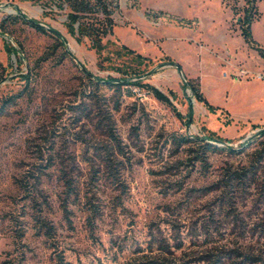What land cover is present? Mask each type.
Returning a JSON list of instances; mask_svg holds the SVG:
<instances>
[{
  "label": "rangeland",
  "instance_id": "374dc122",
  "mask_svg": "<svg viewBox=\"0 0 264 264\" xmlns=\"http://www.w3.org/2000/svg\"><path fill=\"white\" fill-rule=\"evenodd\" d=\"M113 1L107 48L148 56L139 79L167 102L137 84H91L86 71L102 80L121 71L100 68L57 0H0V264H206L202 256L229 250L264 259V184L223 185L250 158L241 142L264 128L234 116L227 99V60L234 71L260 62L240 32L247 3ZM18 14L60 33L63 46ZM106 102L118 105L111 127ZM212 132L227 141L194 139ZM178 234L182 247L157 261L154 238Z\"/></svg>",
  "mask_w": 264,
  "mask_h": 264
},
{
  "label": "trees",
  "instance_id": "16d2710c",
  "mask_svg": "<svg viewBox=\"0 0 264 264\" xmlns=\"http://www.w3.org/2000/svg\"><path fill=\"white\" fill-rule=\"evenodd\" d=\"M58 5L60 7L65 6L67 10V23L66 26L68 28V32H70L78 42H83L85 40L88 41L89 47L92 48L97 54V63L100 68L104 67V62H108V67L113 68L117 71H121V75L118 78H110L107 76L103 80L98 77H92L90 73L86 72L87 79L96 87L101 85V81H103V85L117 89L121 91L122 85L126 84H137L143 87H146L148 91L159 100L168 101L167 96H165L160 90L156 87L145 83L142 84L139 77H141L145 69L142 68V65H145L150 61V58L146 55H143L139 52H136L134 49L120 44V46L116 49L109 50L108 44L112 43L109 36L113 33V12L116 8V4H114L113 0H57ZM247 6L244 8L243 18L239 19V27L241 35L244 37L245 41L255 49H257L259 55L264 58V48L258 46L254 39L252 38V34L250 31V23L258 14L257 8L255 7L254 0H245ZM149 15V12L146 13ZM19 18L25 20L29 25L33 26L39 31L47 32L49 30L53 33L56 40L59 41V44L63 46L64 38L57 31L47 28L45 29L43 26L39 25L35 20L27 19L23 15L18 14ZM105 40V42H104ZM14 50V47L13 49ZM104 51H107L108 54H104ZM18 52V50H17ZM111 54V55H110ZM125 56L126 59L118 62L117 59L121 56ZM162 64H171L180 70L179 63L173 61L170 57L166 56V61ZM124 67V68H123ZM135 77V80H131ZM186 86H188L195 98L202 101L205 104V100L203 99L202 93L198 87V83L196 80L187 79ZM90 98H92V93L87 94ZM83 105V104H82ZM117 103L113 106H110L108 102H106V112L107 115L104 118L105 125H109L111 127V109H117ZM211 108L210 105H208ZM81 113H84L85 117H90L92 115V105L84 104L81 107ZM109 133L112 139L116 141V137L109 128ZM212 137H195L196 141H203L204 139H211L216 142L227 141L226 139L220 138L218 136H214L212 132L210 134ZM259 139H253L252 141L245 140L241 142L239 146V151H244L249 147H253L252 152L250 153V158L246 165L240 167V169L235 170L229 176L227 182L223 185H252L255 184H264V128L258 132ZM184 139V138H183ZM204 143V142H203ZM210 145V144H209ZM216 147V146H213ZM238 151V152H239ZM66 181V180H65ZM232 198V196H226V202ZM172 240V242H171ZM183 245V240L180 239L179 234L173 237H160L154 238V246H151L149 249L154 252V257H156L159 261L162 258H165L166 254H173L175 250L180 249ZM233 250H229L223 256L207 257L202 256L206 264H224L225 259L230 260L234 258V264H264V259L261 256L237 252L235 255L231 254ZM238 257V258H236ZM160 264V262H157Z\"/></svg>",
  "mask_w": 264,
  "mask_h": 264
},
{
  "label": "crops",
  "instance_id": "0c3cea01",
  "mask_svg": "<svg viewBox=\"0 0 264 264\" xmlns=\"http://www.w3.org/2000/svg\"><path fill=\"white\" fill-rule=\"evenodd\" d=\"M257 2V1H256ZM261 3V2H260ZM258 14L250 23V31L255 43L264 48V4L263 9H257ZM256 27L258 31H256ZM262 31V33H261ZM254 54V57H258V64H248L246 61L240 62V66H243L249 71L263 72L264 73V58L261 57L254 47H249ZM228 50V48L226 49ZM230 54V52H228ZM234 58L233 53L231 54ZM248 53V57H249ZM225 61V60H224ZM234 63V64H233ZM227 71L233 73L235 62L227 60ZM225 73V72H224ZM225 76V75H224ZM227 82L230 85L227 92V99L230 106V100H232V113L240 119L249 121L251 124H259L264 122V80L255 77H236L226 75ZM243 108V111H236V108Z\"/></svg>",
  "mask_w": 264,
  "mask_h": 264
},
{
  "label": "built area",
  "instance_id": "2783aa9c",
  "mask_svg": "<svg viewBox=\"0 0 264 264\" xmlns=\"http://www.w3.org/2000/svg\"><path fill=\"white\" fill-rule=\"evenodd\" d=\"M232 75L236 76V77H255V78L264 80V73L263 72L249 71L245 68H239L237 70V72H233Z\"/></svg>",
  "mask_w": 264,
  "mask_h": 264
},
{
  "label": "water",
  "instance_id": "95a60500",
  "mask_svg": "<svg viewBox=\"0 0 264 264\" xmlns=\"http://www.w3.org/2000/svg\"><path fill=\"white\" fill-rule=\"evenodd\" d=\"M65 42V41H64ZM87 72V71H86ZM179 72H180V70H179ZM87 73H89V72H87ZM94 77V76H93ZM191 114H192V110H191V106H190V108H189V117H191Z\"/></svg>",
  "mask_w": 264,
  "mask_h": 264
}]
</instances>
